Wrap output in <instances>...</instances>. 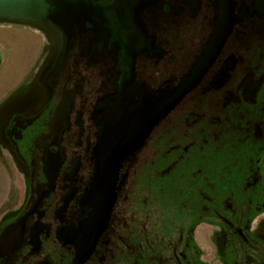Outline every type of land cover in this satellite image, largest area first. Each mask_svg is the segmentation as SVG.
Returning a JSON list of instances; mask_svg holds the SVG:
<instances>
[{"label": "flooded vegetation", "instance_id": "obj_1", "mask_svg": "<svg viewBox=\"0 0 264 264\" xmlns=\"http://www.w3.org/2000/svg\"><path fill=\"white\" fill-rule=\"evenodd\" d=\"M214 5L169 0L125 82L113 53L74 49L47 95L0 119L22 184L0 231L26 216L0 264H264V12Z\"/></svg>", "mask_w": 264, "mask_h": 264}, {"label": "water", "instance_id": "obj_2", "mask_svg": "<svg viewBox=\"0 0 264 264\" xmlns=\"http://www.w3.org/2000/svg\"><path fill=\"white\" fill-rule=\"evenodd\" d=\"M169 0H0V24L22 25L39 31L49 46L48 52L37 70L30 89L7 102L0 109V119L5 120L10 114L23 110L37 102L44 94L50 92L46 79L57 73L58 67L70 58L74 49L86 47L89 56L95 52H111L115 57L114 70L119 75V82H125L132 74L133 64L142 53L153 52L152 39L149 34L148 21L157 16L161 10L167 11ZM218 17H224L234 0H212ZM254 10L264 12V0H253ZM0 49V66L2 63ZM172 96V105L187 90ZM122 87L116 95L122 93ZM176 90H178L176 88ZM161 98V96H160ZM159 98V99H160ZM64 104V103H63ZM59 105L58 112L63 108ZM99 106H102L101 104ZM161 106V103H159ZM115 108H112V112ZM163 112V111H161ZM163 114V113H162ZM161 115V114H160ZM156 119L153 120L155 122ZM121 121L111 122L105 129L114 128L123 133L124 128L117 125ZM127 129V128H126ZM135 129V128H134ZM137 131L140 126H136ZM144 133L122 134L112 145L123 147L122 138L142 139ZM121 139L122 142L119 140ZM137 144H127V148H139ZM128 143V142H127ZM26 216L5 225L0 231V257L11 256L19 247L23 237Z\"/></svg>", "mask_w": 264, "mask_h": 264}, {"label": "rangeland", "instance_id": "obj_3", "mask_svg": "<svg viewBox=\"0 0 264 264\" xmlns=\"http://www.w3.org/2000/svg\"><path fill=\"white\" fill-rule=\"evenodd\" d=\"M45 37L37 30L0 24V98L25 87L36 74L48 52ZM22 199L20 178L8 159L0 154V219L6 218Z\"/></svg>", "mask_w": 264, "mask_h": 264}]
</instances>
